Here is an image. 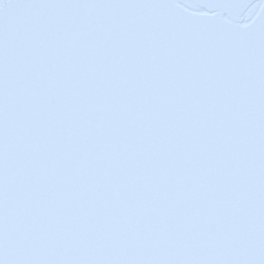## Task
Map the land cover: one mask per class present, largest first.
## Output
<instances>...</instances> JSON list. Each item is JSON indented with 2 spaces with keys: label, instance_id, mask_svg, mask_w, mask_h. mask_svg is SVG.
<instances>
[{
  "label": "snow or ice",
  "instance_id": "6c2138e0",
  "mask_svg": "<svg viewBox=\"0 0 264 264\" xmlns=\"http://www.w3.org/2000/svg\"><path fill=\"white\" fill-rule=\"evenodd\" d=\"M0 264H264V0H0Z\"/></svg>",
  "mask_w": 264,
  "mask_h": 264
}]
</instances>
